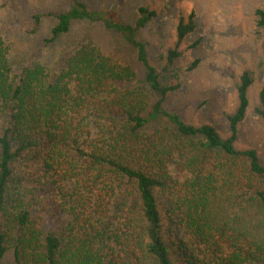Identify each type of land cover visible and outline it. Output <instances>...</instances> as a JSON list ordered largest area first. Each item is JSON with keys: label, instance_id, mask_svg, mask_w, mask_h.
Returning a JSON list of instances; mask_svg holds the SVG:
<instances>
[{"label": "trees", "instance_id": "1", "mask_svg": "<svg viewBox=\"0 0 264 264\" xmlns=\"http://www.w3.org/2000/svg\"><path fill=\"white\" fill-rule=\"evenodd\" d=\"M137 12L125 24L70 0L43 42L72 21L100 23L135 50L142 78L91 42L13 73L0 40V264L7 251L12 264H264V163L235 142L249 72L228 136L185 121L165 107L181 83L162 81L137 37L155 12ZM193 15L179 18L164 68ZM255 15L264 27V10ZM259 100L264 118V88Z\"/></svg>", "mask_w": 264, "mask_h": 264}, {"label": "rangeland", "instance_id": "2", "mask_svg": "<svg viewBox=\"0 0 264 264\" xmlns=\"http://www.w3.org/2000/svg\"><path fill=\"white\" fill-rule=\"evenodd\" d=\"M92 13L107 19L133 24L138 8L155 15L139 29L137 37L146 45L149 61L164 83L180 82L171 91L165 107L185 121L213 125L223 136L229 135L227 115L237 107L236 88L240 76L248 71L252 83L245 117L238 124L236 146L253 148L264 163V118L256 113L259 94L264 88V27L256 23L255 10H264V0H82ZM70 0H0V40L7 47L13 73L22 66L41 63L54 66L65 53L81 42H91L106 56L128 65L137 78L143 68L135 50L125 38L87 19L72 21L67 33L51 43L54 15L67 9ZM193 12L194 30L179 45L181 51L169 68H164L167 50L176 42L175 28L181 16ZM100 13V14H99ZM198 60L197 65L188 66ZM161 123L153 121L152 130ZM179 236V233L178 235ZM3 264H12L7 251Z\"/></svg>", "mask_w": 264, "mask_h": 264}]
</instances>
